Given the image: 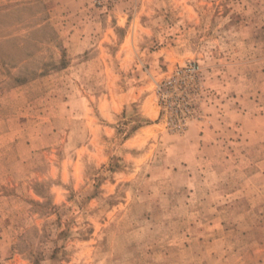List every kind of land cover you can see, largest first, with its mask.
Here are the masks:
<instances>
[{
  "label": "rangeland",
  "instance_id": "obj_1",
  "mask_svg": "<svg viewBox=\"0 0 264 264\" xmlns=\"http://www.w3.org/2000/svg\"><path fill=\"white\" fill-rule=\"evenodd\" d=\"M0 264H264V0H0Z\"/></svg>",
  "mask_w": 264,
  "mask_h": 264
},
{
  "label": "bare ground",
  "instance_id": "obj_2",
  "mask_svg": "<svg viewBox=\"0 0 264 264\" xmlns=\"http://www.w3.org/2000/svg\"><path fill=\"white\" fill-rule=\"evenodd\" d=\"M154 115V114H153Z\"/></svg>",
  "mask_w": 264,
  "mask_h": 264
}]
</instances>
